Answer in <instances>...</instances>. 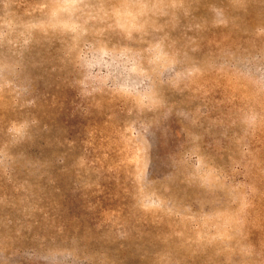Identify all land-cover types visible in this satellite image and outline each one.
<instances>
[{"label":"rangeland","instance_id":"1","mask_svg":"<svg viewBox=\"0 0 264 264\" xmlns=\"http://www.w3.org/2000/svg\"><path fill=\"white\" fill-rule=\"evenodd\" d=\"M0 264H264V0H0Z\"/></svg>","mask_w":264,"mask_h":264}]
</instances>
